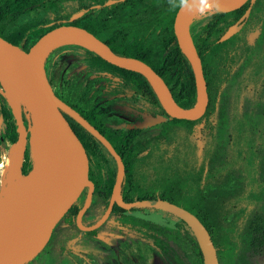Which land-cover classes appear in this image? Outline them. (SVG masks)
<instances>
[{
    "label": "rangeland",
    "instance_id": "obj_1",
    "mask_svg": "<svg viewBox=\"0 0 264 264\" xmlns=\"http://www.w3.org/2000/svg\"><path fill=\"white\" fill-rule=\"evenodd\" d=\"M63 3L66 10L70 12L76 0H63ZM208 15L200 16L199 19L189 23L195 38L200 34L201 26L207 20ZM45 20H48V16L41 8L34 7L16 18L11 24H6L5 36L37 27ZM145 20L147 17L142 16L135 21L145 22ZM230 21L228 18L226 25H229ZM115 23L119 25L118 22ZM260 29L262 31L260 39L254 40L258 36L250 38ZM128 30V28L124 29L114 39L113 44L117 45L125 39ZM249 38L252 40L251 52L257 56V62H239L232 65L230 71L221 73L214 108L207 116L194 122L189 129L184 126L179 127L176 135L178 145L193 149L198 163L204 156L206 158L212 151L214 152L212 158L215 162L212 166L206 164L201 177V189L205 195L213 194L220 199L222 207L229 212L231 224L228 236L230 241L236 245L232 261L228 262V259L223 256L221 264H264V238L257 247L250 250L243 248L242 243L238 241L242 229L253 218H259L261 215L260 203L256 202L253 196L262 186L264 190V20L261 23L258 22L255 29L247 28L239 33L236 41L241 44ZM165 39L166 37L161 34L155 38L146 39L144 44L148 46L150 54L155 56V51ZM73 46H57L45 60L47 78L58 97L74 99L83 95L90 100L108 99L110 102L106 104L104 117L105 126L108 129L122 122L138 119L141 113L152 114L154 112L156 114L155 110L146 103L130 98L129 93L123 88L121 78L93 69L84 57L83 47ZM166 71L168 78L175 76V70L170 65L166 66ZM0 85V94L6 97L13 116L10 121L11 128L7 134V123L2 118L0 103V173H2L0 182L3 184L5 166L15 153V145L21 146L20 151L18 150L19 165L23 161L25 150L32 160L31 172L36 168V160L32 147L34 127L31 115L25 106H18L22 117V123H19L13 113V104L7 96V89L2 80H0ZM114 93L116 96L112 97ZM173 93L175 98H183V92L179 87L175 86ZM14 131L18 133V139L21 141L11 144L8 135L13 136ZM160 131L161 127L156 125L143 130L138 138L146 141ZM90 162L95 175L107 174L106 167H102L94 156L90 157ZM108 162L109 167L115 170L114 162L111 159ZM141 175L143 183L146 184H157L161 180L159 173H152L151 169L141 171ZM86 189L78 198L77 203L83 202ZM155 196L160 195L155 194ZM165 199L181 207L184 206L182 202L172 200L170 197ZM148 213L150 217H154L155 221L167 227H172L178 221L176 217L162 211ZM100 216L98 212H90L84 216L81 225H92ZM64 228L65 225L61 223L51 239V250L58 251ZM117 228L116 218L111 217L107 224L97 231L96 236L79 235L78 232L72 230L73 233H70L69 237L65 236L66 241L63 243L62 255L57 264H172L170 261L159 258L151 246L131 238L127 239L116 232ZM188 238L190 246V234Z\"/></svg>",
    "mask_w": 264,
    "mask_h": 264
},
{
    "label": "trees",
    "instance_id": "obj_2",
    "mask_svg": "<svg viewBox=\"0 0 264 264\" xmlns=\"http://www.w3.org/2000/svg\"><path fill=\"white\" fill-rule=\"evenodd\" d=\"M104 1L76 0L75 6L68 12L63 0H0V36L28 52L30 47L48 31L61 25H76L95 33L105 43H109L107 38L102 37L99 33L102 32V29L106 33H112L114 31L113 28L117 27V25H115L116 23L108 15L112 7L106 5ZM34 7L41 8L44 14L48 16V20H45L37 27L5 36V25L11 24L16 18ZM79 11H83L82 16L73 21L72 17ZM225 16L227 14L220 11L207 18L201 26L200 34L195 39L197 53L203 62V72L209 94L206 116L217 102L221 73L228 72L232 65L239 62L256 63L258 60L257 56L251 52L252 46L247 42H243L241 44L242 48L236 51V47L239 44L236 41V35L225 42H218L220 34L226 28L227 21ZM263 20L264 0H257L248 21L244 23L247 26L249 23L255 24ZM164 24L167 23L158 22L157 26L161 28V25ZM169 25L171 29V22ZM153 31L154 23L147 24L142 31L141 44L135 46L133 43H130L117 49L113 48V51L122 58L137 60L149 65L167 84H169V78L166 74V64L173 60L181 83L179 88L183 92V98H175V101L183 110H191L198 101L197 88L191 66L185 55L181 52L177 40L172 33L159 46L155 56L154 54H150L148 46L144 42L149 33ZM210 46L216 47L217 50H209ZM82 50L84 57L89 61L93 69L109 72L128 82H132L128 87L132 89L136 96L153 106L159 115L168 117L157 93L149 81L142 75L109 64L95 51L83 48ZM58 98L74 109L96 130L106 135L101 127L103 105L100 99L90 100L83 97V95H79L74 99ZM0 103L1 115L7 123L6 133L8 134L11 128L10 121L13 117L12 111L6 98L1 94ZM64 115L88 155L96 153L102 158L101 151H106L109 154L104 145H91L100 144V142L71 117L66 114ZM193 125L194 123L192 122L169 119L167 122L159 125L161 131L147 142L149 145H154V171L160 172L161 179L157 184L154 183V192L159 191L162 199L166 197L171 198L174 195L177 201L182 202L184 204L183 208L194 214L207 229L216 247L220 264L222 263L223 256L228 259V262H231L236 245L230 241L228 236L230 232L229 225L231 224L229 212L222 207V202L216 196L213 194L205 195L203 193L200 177L204 164L201 163L199 165L197 163L193 149L189 148V150H186L185 145H178L179 142L176 136L178 128L184 126L189 129ZM8 138L11 144H16L18 133L14 131L13 136L8 135ZM212 156H214L213 151L206 157V163L210 166L215 162ZM32 165L31 157L25 150L24 158L20 165L21 173L23 175L29 174L32 170ZM262 188L263 186L253 196L254 200L260 203L261 215L259 218H253L242 229L239 240L237 239L246 250L257 247L264 238V190ZM78 210L75 207L73 214L75 215ZM179 222L188 229L191 235L188 252L184 248L183 242L178 238L180 228L178 230H171L165 226L154 224V247L156 248V252L161 257L168 256L173 264H204L195 237L182 220H179Z\"/></svg>",
    "mask_w": 264,
    "mask_h": 264
},
{
    "label": "water",
    "instance_id": "obj_3",
    "mask_svg": "<svg viewBox=\"0 0 264 264\" xmlns=\"http://www.w3.org/2000/svg\"><path fill=\"white\" fill-rule=\"evenodd\" d=\"M194 1L196 0H188L186 6L178 9L173 23L175 38L191 66L197 88V103H200V107L193 113L179 107L165 81L150 66L137 60L118 56L104 42L82 27L76 25L58 26L42 35L28 52L0 36V75L11 86L31 117L39 116L43 120V147L48 156L41 186L32 197L34 205L0 222V264H25L38 255L47 244L54 227L87 187L90 188L86 206L88 205L93 188V184L89 180L88 158L82 143L64 114L71 117L101 142L118 162L119 171L112 199L108 211L99 225L109 215L114 201L125 206L118 192L123 173L120 158L106 138L74 109L59 99L52 90L45 72V60L53 51H50L52 44L68 33L79 34L96 47L95 52L106 62L117 68L142 75L149 81L156 93V88L161 92L163 100L157 95L168 117L143 114L142 121L122 124L120 128L126 130L145 129L167 122L169 118L195 122L206 113L209 96L201 60L194 46L186 17V9ZM216 1H218L216 8H220L223 12H231L239 9L247 0ZM254 1L251 0V4L242 17L221 36L220 42L228 40L241 29L242 22L248 18ZM82 14L83 11H79L72 17V20L79 18ZM256 35L257 32L250 38ZM250 38L248 40L252 42ZM12 110L19 123H22L18 105H13ZM138 205L161 208L180 218L194 235L203 263L219 264L210 234L196 216L164 200L143 201ZM84 210L79 214L77 222ZM92 229L94 228L84 230Z\"/></svg>",
    "mask_w": 264,
    "mask_h": 264
},
{
    "label": "flooded vegetation",
    "instance_id": "obj_4",
    "mask_svg": "<svg viewBox=\"0 0 264 264\" xmlns=\"http://www.w3.org/2000/svg\"><path fill=\"white\" fill-rule=\"evenodd\" d=\"M104 2L106 5L112 7L109 14H108L109 18L111 20H113L114 22H118L119 25L117 27L113 28L114 31L112 33H106L104 29H102L101 30L102 32L99 33L102 37L107 38L109 43H105L95 33H92V32L91 33L94 36H96L99 40L104 42L112 51H113V48L117 49L119 47L125 46L126 44H130V43H133V45H135V46L141 44V37H142L143 28L145 25L150 24V23H154V31L149 33V35L147 36L146 39H148V38L152 39V38H155L161 34L164 35L166 38L170 37L171 33L174 35L173 23H174L176 13H177L178 9L180 8L179 0H105ZM256 2H257V0L254 1L252 8H251V11H252ZM250 4H251V0H247L244 3V5L241 6L239 9H236V10L231 11V12H224L227 14V16H225L226 21L228 18H230L231 21H230L229 25H226L225 30L222 31V33L220 34V37L218 40L219 43H222V42H220L221 36L227 31V29L229 27L236 24V22L242 17V15L245 13V11L247 10V8L249 7ZM220 11H222V10H220V8L215 7L210 12V14L208 15V18L212 15L217 14ZM251 11H250V14H251ZM250 14H249V16H250ZM142 16L147 17V20H145V22L135 21L136 19L141 18ZM249 16H248V18H249ZM248 18H246L242 22L241 29L236 34L233 35V36L236 35L235 38H237L239 33H242V31L246 30L247 28L248 29L249 28L255 29L257 27L258 22L255 24L249 23L247 26H245V23L248 21ZM158 22L167 23V24L161 25V28H158V26H157ZM170 22H171V29H170V25H169ZM127 28L129 30H128L127 34H125L126 38L121 40V42L119 44L114 45L113 44L114 39L121 32H123L124 29H127ZM189 31H190V34H191V37L193 39V43L195 46V39L196 38L193 36L190 27H189ZM261 34H262V31L260 29V31L257 32V35H256V37L257 36L258 37L254 40L260 39ZM174 37H175V35H174ZM232 37H230V38H232ZM223 42H225V41H223ZM246 42L252 46V44L249 40H247ZM241 44L240 43L238 44V46L236 47V49H237L236 51H238L239 48H242ZM79 48H81V47H79ZM209 48H210L209 50H213V51L217 50V48L213 47V46H210ZM156 52H157V50L155 51V54H156ZM200 60H201V58H200ZM249 63H251V62H249ZM201 64H202V69H203L202 60H201ZM167 65H170V67H172L175 70V73H174L175 76L171 79L170 78L168 79L169 84H167L165 82L167 84V86L169 87V90L172 93V96L175 100V94L173 93V91L175 89V86L180 87L181 83L179 81L178 73L175 69L176 65H175L174 61L173 60L170 61L169 63L166 64V66ZM230 70L231 69H229V71ZM45 72H46V70H45ZM223 73H226V72H223ZM203 74H204V72H203ZM117 77H119V76H117ZM122 81H123L122 82L123 88H125L126 91L129 93L130 98H132L135 101H142L138 96H136L134 94L132 89L130 87H128V85L132 82H128L124 79H122ZM173 83H174V86H172ZM206 85H207V83H206ZM207 91H208V89H207ZM111 96L113 97L116 95L114 93ZM208 96H209V94H208ZM109 102L110 101H108V99H104V98L101 99V103L103 105L101 127H102V129L106 135H103L98 130L97 131L106 138V140L110 143V145L112 146V148L114 149V151L116 152V154L118 155V157L121 160V163L123 166V173H122L121 182L119 184L118 192H119V196L121 198V201L125 206H121L116 201H114L109 215L107 216L105 221L99 225L100 221L104 218V216L106 215V213L108 211L110 201H111L112 195H113V188H114V185H115V182L117 179V174L119 171V166H118V162H117L116 158L108 150L107 151L109 152V154L106 151H101V157L102 158H100L98 156V154H96V153L88 155L87 152L85 151L87 158H88V165H89V180L93 184V188L91 190V195L89 198L88 205L86 206L88 196H89V192H90V188L89 189L85 188L86 189V195H84L83 202L81 204L77 203V200L80 197L79 196L77 198V200L75 201V203L71 206V208L66 212V214L62 217V219L54 227V229L51 233V236H50L47 244L45 245V247L41 250V252L38 253V255H36L33 259H31L30 261H28L25 264H57L59 261V257L62 255L63 243L66 241L65 236L69 237L70 233L71 234L73 233L72 230H75L76 232H78L79 235L85 234L88 236H96L97 231L100 228H102L103 226H105L111 217L116 218V221L118 224V228H117L116 232L120 233L121 235H124L127 239L131 238V239H134L136 241L142 242L143 244L151 246L155 250V253L159 258H161L164 261H170L173 264L172 260L168 256L161 257L156 252V248L154 247V224L160 225V226H165V225H161L160 224L161 222L155 221L154 217H150L148 212H151V211H153V212L154 211H162V212L166 213L167 215H172V216L177 218L178 221L176 223H174V225L172 227H167V226H165V227H167L168 229H171V230H178V228H180L179 233H178V238H179V240H181V242H183V246L186 249V251L188 252V249H189V247H188L189 246L188 235L190 233H189L188 229L186 227H184L179 222V220H181L180 218H178L177 216H175V215H173L167 211H164L161 208H154V206L138 205V203L143 202V201H154V200H164V201H167V202H170V203L176 205L172 201L162 199L160 196H155V194H158V195H160V194H159V191L154 192V183L146 184V183H143V181H142L143 179H142L141 171L151 169L152 173L158 172V171H154V145H149L147 143L148 141H150V139L154 138V136L149 138L146 141H141V139L138 138L143 130L148 129V128H152L154 126H151V127L145 128V129H132V130H126V129L120 128V126L122 124H133V123L142 121V115L145 113H141L138 116V119H133L132 121H128V122L127 121L122 122L119 125L113 127L112 129H110V128L108 129L105 126L104 117H105L106 104H108ZM142 102H144V101H142ZM144 103H146V102H144ZM208 104H209V101H208ZM147 105H149V104H147ZM149 106L154 109L153 106H151V105H149ZM207 109H208V107H207ZM155 112H156V114H154V112H153L152 114H147V115H151V116L159 115L156 110H155ZM206 113H207V111H206ZM206 113L203 115V117L206 116ZM203 117H201L200 119H202ZM169 119H171V118H169ZM199 120H197V121H199ZM192 123H194V122H192ZM158 125H160V124H158ZM120 131H122V132H120ZM91 145H103V144L100 142V144H91ZM186 150H189V148L187 147ZM92 156H94L99 161V164L102 167H106V173L107 174L102 175V176L95 175V173L92 170L91 162H90V157H92ZM195 157H196V155H195ZM109 159H111L114 162L115 167H116L115 170H113L109 167V162H108ZM196 160H197V158H196ZM197 163H198V160H197ZM201 163L204 164V167H203V170L201 173V177H202L203 171H204L205 166L207 164L205 156L200 160V162L198 164L200 165ZM158 173L160 175V172H158ZM201 177H200V181H201ZM83 191H82V193H83ZM150 192H152V193H150ZM171 199L176 200V197L173 195V197H171ZM176 206L181 207L179 205H176ZM75 207L79 210L74 215L73 210H75ZM181 208H183V207H181ZM83 209H85V210L83 211L79 222H77L78 216L82 212ZM183 209H185V208H183ZM185 210H187V209H185ZM90 212H98L99 214H101V216L94 224L82 226L81 225L82 219L84 218V216L86 214H88ZM188 212H190V211H188ZM61 223H63L65 225V228L62 232L61 239H60L61 245L59 246V249L56 252V251H53L50 249V243H51L52 237L55 235V233L59 229V225ZM187 227H188V225H187ZM87 228H94V229H92L90 231L84 230ZM119 229L121 231H119ZM215 249H216V247H215ZM216 253H217V251H216ZM217 258H218V255H217ZM218 263L220 264L219 259H218Z\"/></svg>",
    "mask_w": 264,
    "mask_h": 264
},
{
    "label": "bare ground",
    "instance_id": "obj_5",
    "mask_svg": "<svg viewBox=\"0 0 264 264\" xmlns=\"http://www.w3.org/2000/svg\"><path fill=\"white\" fill-rule=\"evenodd\" d=\"M210 3L212 4V11L218 4V1L210 0ZM199 7V0L194 1L187 7L186 17L188 23L194 22L195 20L199 19V17L201 16L199 14ZM64 45H75L92 51H96V47L86 38L82 37L79 34L69 33L57 39L50 47V51L56 49L57 46ZM0 80H3L1 75ZM3 83L7 89V96L10 98V102L13 105H23L11 86L5 80H3ZM156 91L159 97L163 100L161 92L157 88ZM199 107L200 103L198 102L195 108L188 112L193 113L197 111ZM31 118L34 127L32 147L36 160V168L34 171L30 172L27 175H23L20 172L18 150L21 146L15 145V153H12V159L9 162L7 161L8 163L5 166L3 184L0 187V222L11 217L17 212L28 209L32 205H34L32 197L34 193L40 188L46 171L48 156L43 147L44 122L39 116H34ZM20 141L21 140H19L17 143H19Z\"/></svg>",
    "mask_w": 264,
    "mask_h": 264
},
{
    "label": "clouds",
    "instance_id": "obj_6",
    "mask_svg": "<svg viewBox=\"0 0 264 264\" xmlns=\"http://www.w3.org/2000/svg\"><path fill=\"white\" fill-rule=\"evenodd\" d=\"M188 4V0H179V6L183 8ZM199 14L203 16H207L211 9H212V4L210 3V0H199ZM218 10V9H217ZM2 175V173H0ZM2 184V182H0Z\"/></svg>",
    "mask_w": 264,
    "mask_h": 264
}]
</instances>
